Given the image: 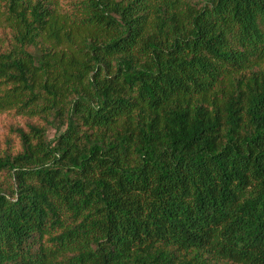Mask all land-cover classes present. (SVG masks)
I'll list each match as a JSON object with an SVG mask.
<instances>
[{"label": "trees", "instance_id": "trees-1", "mask_svg": "<svg viewBox=\"0 0 264 264\" xmlns=\"http://www.w3.org/2000/svg\"><path fill=\"white\" fill-rule=\"evenodd\" d=\"M0 113V264H264V0H0Z\"/></svg>", "mask_w": 264, "mask_h": 264}, {"label": "rangeland", "instance_id": "rangeland-1", "mask_svg": "<svg viewBox=\"0 0 264 264\" xmlns=\"http://www.w3.org/2000/svg\"><path fill=\"white\" fill-rule=\"evenodd\" d=\"M26 118L21 116H15L9 113H0V141L4 142L9 138L11 133L10 128L16 125H24ZM53 134V130H50V135Z\"/></svg>", "mask_w": 264, "mask_h": 264}]
</instances>
